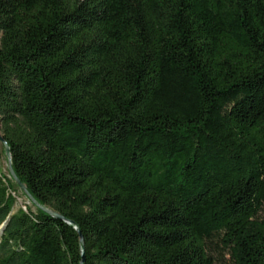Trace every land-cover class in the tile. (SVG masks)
Instances as JSON below:
<instances>
[{"label":"trees","instance_id":"16d2710c","mask_svg":"<svg viewBox=\"0 0 264 264\" xmlns=\"http://www.w3.org/2000/svg\"><path fill=\"white\" fill-rule=\"evenodd\" d=\"M0 135V264H264V0H0Z\"/></svg>","mask_w":264,"mask_h":264},{"label":"water","instance_id":"95a60500","mask_svg":"<svg viewBox=\"0 0 264 264\" xmlns=\"http://www.w3.org/2000/svg\"><path fill=\"white\" fill-rule=\"evenodd\" d=\"M0 140L2 141L3 145H4V149H5V155H6V163H7V168H8V174L9 177L11 179H13L15 181V183L19 186L20 190L24 193V195L27 197V199L34 204L35 206L41 208L43 211L48 212L49 214H51L52 216L59 218V219H63L65 222H67L68 224H71V221L66 220L62 215L58 214L57 212L50 210L46 207L41 206L40 204H38V202L34 199V197L29 193V191L27 190L26 186L20 181V179L17 177V175L15 174L12 165H11V153H10V149L9 146L7 144L6 141H4L0 135ZM9 220V216L6 218V220L0 225V237L3 231V228L5 227L6 223ZM76 231L78 232L79 236H80V242H83L82 236L80 234V230L78 228H75ZM84 261V250L81 249V261L80 264H83Z\"/></svg>","mask_w":264,"mask_h":264},{"label":"rangeland","instance_id":"374dc122","mask_svg":"<svg viewBox=\"0 0 264 264\" xmlns=\"http://www.w3.org/2000/svg\"><path fill=\"white\" fill-rule=\"evenodd\" d=\"M2 167H3V170H5L6 162L4 159H2ZM21 204H22V199H18V205H21Z\"/></svg>","mask_w":264,"mask_h":264}]
</instances>
